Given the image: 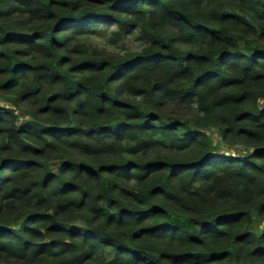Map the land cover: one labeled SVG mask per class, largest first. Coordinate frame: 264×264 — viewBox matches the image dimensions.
<instances>
[{
	"label": "trees",
	"instance_id": "16d2710c",
	"mask_svg": "<svg viewBox=\"0 0 264 264\" xmlns=\"http://www.w3.org/2000/svg\"><path fill=\"white\" fill-rule=\"evenodd\" d=\"M0 264H264V0H0Z\"/></svg>",
	"mask_w": 264,
	"mask_h": 264
},
{
	"label": "rangeland",
	"instance_id": "374dc122",
	"mask_svg": "<svg viewBox=\"0 0 264 264\" xmlns=\"http://www.w3.org/2000/svg\"><path fill=\"white\" fill-rule=\"evenodd\" d=\"M95 41L98 43L99 46H105L104 45V42H105V37L104 35H101V36H97L95 38ZM120 48H123V49H126V48H129V49H134V45L132 44V42H129L128 45H126L125 43L123 44H118L116 46V49L119 50ZM210 134H211V137H212V140H213V148L216 149V150H222V151H225V150H228L224 145L223 143L220 141V139L218 138V136L214 133V131H211L210 130Z\"/></svg>",
	"mask_w": 264,
	"mask_h": 264
}]
</instances>
